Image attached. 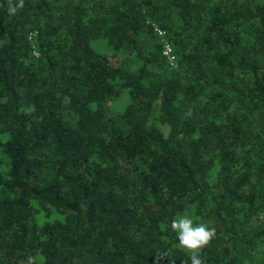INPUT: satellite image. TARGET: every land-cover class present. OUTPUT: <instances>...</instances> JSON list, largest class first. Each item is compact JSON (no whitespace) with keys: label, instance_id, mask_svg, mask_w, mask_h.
<instances>
[{"label":"trees","instance_id":"trees-1","mask_svg":"<svg viewBox=\"0 0 264 264\" xmlns=\"http://www.w3.org/2000/svg\"><path fill=\"white\" fill-rule=\"evenodd\" d=\"M22 3L0 0V264H190L187 214L203 264H264V0Z\"/></svg>","mask_w":264,"mask_h":264},{"label":"clouds","instance_id":"clouds-1","mask_svg":"<svg viewBox=\"0 0 264 264\" xmlns=\"http://www.w3.org/2000/svg\"><path fill=\"white\" fill-rule=\"evenodd\" d=\"M22 6L21 0L20 7ZM15 11L16 8L10 9L12 13ZM171 228L177 235L179 245L190 253V264H203L199 252L215 235V230L204 223L195 224L193 219L187 215L174 219ZM185 264L188 262L186 261Z\"/></svg>","mask_w":264,"mask_h":264},{"label":"built area","instance_id":"built-area-1","mask_svg":"<svg viewBox=\"0 0 264 264\" xmlns=\"http://www.w3.org/2000/svg\"><path fill=\"white\" fill-rule=\"evenodd\" d=\"M157 35L162 39L163 42V55L169 60L171 63H175V57L173 55V49L171 43L167 39V34L161 28L156 27L155 29Z\"/></svg>","mask_w":264,"mask_h":264},{"label":"rangeland","instance_id":"rangeland-1","mask_svg":"<svg viewBox=\"0 0 264 264\" xmlns=\"http://www.w3.org/2000/svg\"><path fill=\"white\" fill-rule=\"evenodd\" d=\"M257 1H260V0H257ZM260 3V2H259ZM99 43H103V42H93V47L96 49V50H98V51H100L101 49H100V47H101V44H99ZM108 48V47H107ZM100 49V50H99ZM109 49V48H108ZM101 52H103V51H101ZM103 53H106V52H103ZM127 99H128V97H127V95H122V97L120 98V99H118V100H115V101H113L112 103H111V108H112V110H114L115 112H119L120 110H122L125 106H126V104H127ZM187 216H191V214H187ZM190 218H192L193 219V221H194V223H195V220H194V218L193 217H190Z\"/></svg>","mask_w":264,"mask_h":264}]
</instances>
